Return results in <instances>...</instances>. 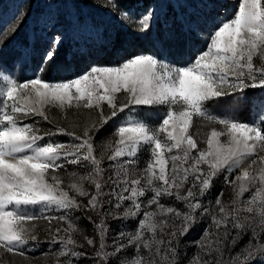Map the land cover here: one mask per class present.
Wrapping results in <instances>:
<instances>
[{
	"label": "snow or ice",
	"instance_id": "6c2138e0",
	"mask_svg": "<svg viewBox=\"0 0 264 264\" xmlns=\"http://www.w3.org/2000/svg\"><path fill=\"white\" fill-rule=\"evenodd\" d=\"M137 2L139 12L121 0H95L135 32L155 29L154 48L184 46L187 56L173 61L159 51H141L80 71L57 64L60 78H45L42 73L53 70L67 41L65 24L85 20L78 10L70 21L59 12L50 18L43 50L25 45L31 50L18 56L21 71L39 55L32 77L21 80L0 62V252L29 260V241L38 240L35 221L43 220L50 246L60 245L56 264L85 259L92 264H177L181 237L209 216L211 224L193 242L204 255L197 252L188 264H264V155L258 154L264 152V100L252 102L259 111L253 121H243L232 111L217 115L207 107L227 97L235 105L246 99L247 89H264V0H239L230 17L218 14L210 24L216 0ZM26 15L18 14L0 32V44L9 31H18ZM193 38L203 44L191 46ZM53 109L59 119L51 115ZM36 117L52 128L42 130ZM113 120L116 140L105 142L97 154L95 134ZM205 127L209 130L202 131ZM55 135L69 139L54 141ZM144 147L149 159L138 169L137 156ZM245 162L248 166L241 168ZM67 165H83L88 171L68 172ZM109 170L112 174L106 177ZM222 172L232 199L225 202L220 192L214 205H205L203 197ZM246 192L250 196L243 199ZM149 193L146 202L141 199ZM163 197L182 202L185 210L161 203ZM73 211L95 213V220L88 216L93 236L82 233L70 215ZM109 219H135L137 226L116 233L109 243ZM246 235L248 240L231 255ZM85 245L93 251L77 250ZM127 248L133 252L126 253ZM0 264L7 262L0 259Z\"/></svg>",
	"mask_w": 264,
	"mask_h": 264
},
{
	"label": "rangeland",
	"instance_id": "374dc122",
	"mask_svg": "<svg viewBox=\"0 0 264 264\" xmlns=\"http://www.w3.org/2000/svg\"><path fill=\"white\" fill-rule=\"evenodd\" d=\"M239 0H216L215 8L212 10V16L208 19V23H211L212 18H215L218 14H226L230 17L236 10ZM123 6L132 8L134 11L139 12L141 9L137 0H125L122 3ZM80 11L85 20L80 25H68L65 24L67 41L58 51L56 60L51 72L45 70L42 74L48 79H59L60 74L55 70L57 64L65 65L70 71H80L93 63L101 65H111L127 59L129 56L137 54L141 51H159L164 57L169 60L179 61L188 55V48L184 46L171 45L165 49L154 48V35L153 32L147 34H141L133 31L131 28L122 25L113 15L107 10L100 8L96 5L95 0H0V32H5L9 29V26L16 22V17L20 13H26V18L23 23L20 24L18 31L13 35L8 32L6 40L0 44V62H2L8 69L13 70L20 75L21 80L26 77L33 76V69L36 63L39 61V55L36 58L29 59L23 71L19 68L18 56L20 53L25 52V45L35 46L37 49L43 50L47 46L48 31L50 27L48 21L51 17L55 16L58 12L63 15L65 21L72 20L73 16ZM204 11H208L205 9ZM203 41L193 38L191 46H201ZM258 63V61H257ZM11 74V73H6ZM237 95H240L237 93ZM246 99L241 100L238 104H233V97L223 98L219 101H213L208 103L207 107L210 111L217 115H223L226 111H232L239 119L243 121H253L258 118L259 111L252 106L254 100H264V89H247L244 93ZM51 115L56 116L59 119V113L56 109H53ZM143 115V113H142ZM85 117H81L84 119ZM40 120L39 117L35 118ZM63 126H67L64 121H60ZM155 124L156 121H150ZM116 121H110L107 125L100 129L95 134L94 145L97 149V154L101 151L102 145L111 140L115 141L116 136L114 132L116 130ZM197 123H201L197 121ZM42 130L47 131L52 128V125L46 121L40 120L38 125ZM205 127L202 131H208ZM79 130L77 129V132ZM195 131V129H193ZM54 141L66 142L69 137L66 135H55L51 138ZM47 138L41 143H46ZM259 155H264V152H259ZM149 159V153L146 147L142 148L137 156L138 169H143L146 161ZM245 162L241 168L247 167ZM68 172H77L80 175L86 174L88 171L83 165H67ZM104 167H109V161L107 158L104 161ZM65 177V183L68 182L67 174L63 171L60 173ZM111 170L106 173V177L111 175ZM226 173L222 172L217 179L213 182L212 189L203 197V203L208 205L211 202L215 204L217 195L223 192L222 199L227 202L232 199V188L227 186L224 182V176ZM239 174V170L233 173L232 178ZM218 185L220 189L215 190L214 185ZM91 191L92 188L89 185H85ZM107 190V188H106ZM148 196L141 198L146 202ZM250 193L246 192L243 199H247ZM84 203H87L86 198L81 197ZM113 203L115 201L113 200ZM161 203L169 206H174L177 209L184 211V204L175 198L163 197ZM128 201H125L124 207H127ZM153 209L155 205L152 206ZM37 213L39 212V206H36ZM123 212V207L120 209ZM53 215L57 213L53 212ZM74 222L78 225L79 229L84 235L93 236L94 227L89 221L88 216H91L93 220L97 219L93 212L73 211L70 213ZM199 215V213H197ZM78 218V219H77ZM142 218V216H141ZM37 225L38 240L36 242L29 241L28 255L29 260H24L19 255L13 256L7 252H0V259L7 262V264H56L55 252L59 251L60 245L50 246L48 243L49 236L45 231L47 227V221H35ZM55 224V222H53ZM109 233L108 241L111 243L113 236L119 233L121 230L125 232L134 231L137 226L135 219L128 220H114L109 219ZM211 224V218L204 216L201 220L191 227L187 235L181 237L177 264H188L194 254L200 252L201 256L204 255L203 250L197 248L193 243L201 239V236ZM61 227H67V224L61 222ZM75 238L83 242V238L80 234H74ZM248 236H244L235 248L231 249V255H235L236 252L245 244L248 240ZM51 248V250H50ZM78 251H87L91 253L93 250L85 245ZM125 252L131 254L132 248L125 249ZM47 253V255H41ZM124 253H122L123 255ZM141 255L146 256L145 250L141 249ZM215 253L213 256L215 257ZM229 251L225 249L224 258L227 259ZM206 258V257H205ZM65 259L61 257V260ZM80 264H92L90 259L80 261Z\"/></svg>",
	"mask_w": 264,
	"mask_h": 264
},
{
	"label": "trees",
	"instance_id": "16d2710c",
	"mask_svg": "<svg viewBox=\"0 0 264 264\" xmlns=\"http://www.w3.org/2000/svg\"><path fill=\"white\" fill-rule=\"evenodd\" d=\"M124 1H125V0H121V3H124ZM214 188H215L216 191H218V190L220 189V187H219L217 184L214 185Z\"/></svg>",
	"mask_w": 264,
	"mask_h": 264
}]
</instances>
